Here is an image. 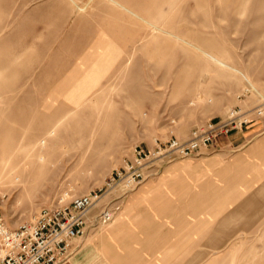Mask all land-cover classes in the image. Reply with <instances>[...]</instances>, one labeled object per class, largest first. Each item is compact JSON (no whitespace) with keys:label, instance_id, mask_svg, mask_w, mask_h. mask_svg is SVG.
Listing matches in <instances>:
<instances>
[{"label":"rangeland","instance_id":"obj_1","mask_svg":"<svg viewBox=\"0 0 264 264\" xmlns=\"http://www.w3.org/2000/svg\"><path fill=\"white\" fill-rule=\"evenodd\" d=\"M262 102L264 0H0V216L12 229L101 188L134 146ZM176 240L161 264H264L260 244L208 260L204 233Z\"/></svg>","mask_w":264,"mask_h":264},{"label":"crops","instance_id":"obj_2","mask_svg":"<svg viewBox=\"0 0 264 264\" xmlns=\"http://www.w3.org/2000/svg\"><path fill=\"white\" fill-rule=\"evenodd\" d=\"M173 164L175 172L161 178L158 193L138 198L147 181L126 194L114 219L77 239L66 264H161V245L182 234L194 240L204 233L213 249L212 257L195 253L190 260L227 259L235 244L264 249V112L217 137L197 158ZM129 200L128 218L116 221ZM223 245H229L225 251Z\"/></svg>","mask_w":264,"mask_h":264},{"label":"built area","instance_id":"obj_3","mask_svg":"<svg viewBox=\"0 0 264 264\" xmlns=\"http://www.w3.org/2000/svg\"><path fill=\"white\" fill-rule=\"evenodd\" d=\"M263 112L264 103L250 109L233 107L224 118L192 128L186 139L155 143L152 149L134 146L101 188L73 197L68 203L62 202V194L57 204L41 207L29 221L12 229L0 216V264H66L76 250L74 241L109 223L126 194L165 165L199 156L217 137L242 128ZM94 208L96 212L91 214Z\"/></svg>","mask_w":264,"mask_h":264},{"label":"bare ground","instance_id":"obj_4","mask_svg":"<svg viewBox=\"0 0 264 264\" xmlns=\"http://www.w3.org/2000/svg\"><path fill=\"white\" fill-rule=\"evenodd\" d=\"M53 130V129H52ZM45 133V132H44ZM42 134V136H44L45 134ZM51 132H49V134H50ZM52 134V133H51ZM47 135V134H46ZM38 141V140H37ZM39 145H41V146H45L46 144H47V139L46 138H41L40 140H39ZM39 148H41V147H39Z\"/></svg>","mask_w":264,"mask_h":264}]
</instances>
